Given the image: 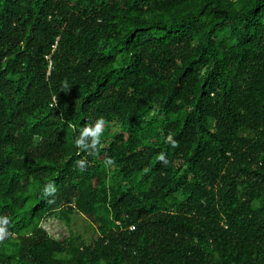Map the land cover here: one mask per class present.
<instances>
[{
    "label": "trees",
    "instance_id": "1",
    "mask_svg": "<svg viewBox=\"0 0 264 264\" xmlns=\"http://www.w3.org/2000/svg\"><path fill=\"white\" fill-rule=\"evenodd\" d=\"M0 264H264V0H0Z\"/></svg>",
    "mask_w": 264,
    "mask_h": 264
},
{
    "label": "rangeland",
    "instance_id": "2",
    "mask_svg": "<svg viewBox=\"0 0 264 264\" xmlns=\"http://www.w3.org/2000/svg\"><path fill=\"white\" fill-rule=\"evenodd\" d=\"M89 220L83 214H76L73 216V223L70 228L64 221L55 217L47 219L43 225L49 231V234L54 237L69 236L71 231H75L83 236L86 243H89L95 241L98 237L96 227L90 228L88 226Z\"/></svg>",
    "mask_w": 264,
    "mask_h": 264
},
{
    "label": "clouds",
    "instance_id": "3",
    "mask_svg": "<svg viewBox=\"0 0 264 264\" xmlns=\"http://www.w3.org/2000/svg\"><path fill=\"white\" fill-rule=\"evenodd\" d=\"M104 132V120L97 118L91 123H86L78 133V136L74 139V144L81 150L86 151L89 154H93L101 143V138ZM174 143V142H173ZM161 161L166 162L163 154L159 156ZM86 161L81 159L77 161V166L83 170L86 166ZM4 223H7V219L4 218Z\"/></svg>",
    "mask_w": 264,
    "mask_h": 264
}]
</instances>
